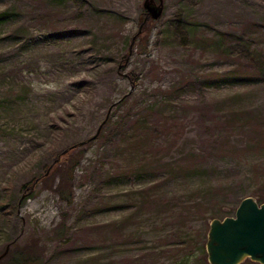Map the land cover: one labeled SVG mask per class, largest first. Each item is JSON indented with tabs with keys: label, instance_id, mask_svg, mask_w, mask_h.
Here are the masks:
<instances>
[{
	"label": "rangeland",
	"instance_id": "374dc122",
	"mask_svg": "<svg viewBox=\"0 0 264 264\" xmlns=\"http://www.w3.org/2000/svg\"><path fill=\"white\" fill-rule=\"evenodd\" d=\"M143 2L0 0V264H209L264 202V0Z\"/></svg>",
	"mask_w": 264,
	"mask_h": 264
},
{
	"label": "water",
	"instance_id": "95a60500",
	"mask_svg": "<svg viewBox=\"0 0 264 264\" xmlns=\"http://www.w3.org/2000/svg\"><path fill=\"white\" fill-rule=\"evenodd\" d=\"M143 7L151 19L163 10V0H144ZM209 264H240L246 258L264 264V202L252 196L241 199L234 216L210 221L205 242ZM8 246L2 254L3 258Z\"/></svg>",
	"mask_w": 264,
	"mask_h": 264
},
{
	"label": "trees",
	"instance_id": "16d2710c",
	"mask_svg": "<svg viewBox=\"0 0 264 264\" xmlns=\"http://www.w3.org/2000/svg\"><path fill=\"white\" fill-rule=\"evenodd\" d=\"M150 19V17L147 15V13H145V18L142 20V22H141V25L143 26V25H145L146 23H147V20H149ZM141 32H140V29L138 30V32H137V34L136 35H139ZM262 197H260V199H261ZM263 199V198H262ZM261 199V201H259V202H263V200ZM25 264L26 262H24V261H22V262H19V264ZM249 264H258V263H254V262H250L249 261Z\"/></svg>",
	"mask_w": 264,
	"mask_h": 264
},
{
	"label": "flooded vegetation",
	"instance_id": "af4514ba",
	"mask_svg": "<svg viewBox=\"0 0 264 264\" xmlns=\"http://www.w3.org/2000/svg\"><path fill=\"white\" fill-rule=\"evenodd\" d=\"M154 2H156V0H154Z\"/></svg>",
	"mask_w": 264,
	"mask_h": 264
}]
</instances>
